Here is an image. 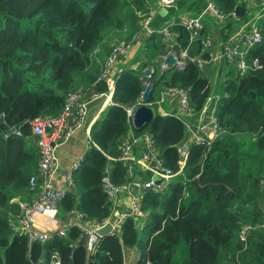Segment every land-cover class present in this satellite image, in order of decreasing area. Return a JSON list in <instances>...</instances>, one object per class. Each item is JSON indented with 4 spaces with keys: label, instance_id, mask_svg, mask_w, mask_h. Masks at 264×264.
<instances>
[{
    "label": "trees",
    "instance_id": "trees-1",
    "mask_svg": "<svg viewBox=\"0 0 264 264\" xmlns=\"http://www.w3.org/2000/svg\"><path fill=\"white\" fill-rule=\"evenodd\" d=\"M154 1L0 0V264L37 263L55 251L63 264H85L84 247L70 257V244L80 235L75 227L65 239L54 236L46 245L30 246L26 236H13L18 219L9 208L15 202L31 203L35 195L30 178L37 172L40 150L32 122L57 118L69 95L81 87L96 85L98 93L107 92L100 82L106 60L116 41L139 40L140 16ZM185 2L183 8L198 9ZM216 4L226 15L242 17L248 11L238 0ZM260 28L264 36V20ZM178 30L184 48L188 33ZM162 46V36L154 34L140 43V55L151 48L158 54ZM140 55L133 61H142L136 69L126 67L117 76L114 105L91 128V146L73 172L75 190L60 204L65 213L77 208L91 221L111 214L103 179L111 165L115 185L126 178V169L108 159L119 158L129 137L132 124L125 109L138 104L147 80L155 83L160 77V66ZM250 56L259 59L262 69L243 76L233 71L230 80L221 81L216 115L222 136L210 149L193 144L184 174L165 195L142 194V210L149 212L142 230L129 218L121 237L100 240L89 264H124V249L140 251L137 264H264V234L257 228L264 218V41ZM151 65L156 72L146 79L144 70ZM164 78L189 93L197 112L215 90L195 64ZM133 132L149 134L166 166L179 170L177 147L186 137L180 118L156 114L145 129ZM247 226L254 229L244 243L240 236Z\"/></svg>",
    "mask_w": 264,
    "mask_h": 264
},
{
    "label": "built area",
    "instance_id": "built-area-1",
    "mask_svg": "<svg viewBox=\"0 0 264 264\" xmlns=\"http://www.w3.org/2000/svg\"><path fill=\"white\" fill-rule=\"evenodd\" d=\"M179 1L181 0L149 2L146 12L140 17L142 33L149 37L154 34L161 35L167 44L168 55L176 56L178 68L184 70L188 65L195 64L201 72L206 73L207 66L218 65L222 70H231L242 76L262 69L259 59L252 58L250 55L264 41L260 28V24L264 20V0H239L240 2L247 1L249 7L253 9L248 17H240L236 13L226 15L218 8L216 0H205V7L199 14L172 17L166 27L158 32L154 31L155 18L159 14L161 15L162 10L166 11L164 16L166 18ZM208 14L213 15L217 23L224 26H227L231 20L239 24L238 31L227 43H222L217 53L213 51L216 48L214 40L210 36L204 35V19ZM179 28L188 33V42L184 48L180 47L177 41L181 36ZM171 29H176L177 34L173 35ZM134 43L135 39L131 42L116 43L106 60L100 82H105L108 88L107 92L98 93L96 85L91 89L77 90L69 95L64 110L57 118L38 119L32 122L34 136L38 138L36 144L40 150L37 172L30 178V189L35 195L33 203H20L23 216L18 218V224L15 226L24 231L30 246L35 243L46 245L51 242L54 236L65 239L68 237L71 228L75 227L80 235L70 244V257L75 258L76 250L79 247H84L86 248L85 264H89L91 257L98 250L100 240L104 238L98 235L99 231L107 225H111V232L108 235L121 237L123 226L129 218L135 219L136 222L141 218L146 219L147 216L145 217V212L142 210V194L151 192L156 195H165L174 179L184 174L191 146L195 144L210 149L224 133L216 115L221 95L212 93L203 109L197 113L196 120L200 126L199 129L192 131L188 138L184 139L177 147L179 170L173 171L168 168L163 159V152L157 148L153 139L147 135L136 136L133 132L135 113L138 108L143 106V94L146 88L153 83L147 80L144 83L145 88L138 104L125 109L132 128L129 137L122 144L119 158L108 157L112 163H120L126 169V178L121 185H115L109 176L112 165L106 170L107 176L103 179V185L108 201L112 204L110 216L103 221H91L86 219L85 215L77 208H74L68 213L66 212L69 217H72L67 220V228H63L56 217L61 211L62 200L75 188L73 172L79 167L80 162L76 163L71 170L62 172L58 150L84 128L90 105L93 102L101 97H106L107 104L109 106L114 105L112 99L117 77H115V67L121 59H126L129 56ZM177 46H179V50H176ZM148 69L150 68L145 69L144 73ZM152 98L153 100L148 107L154 114L163 110L168 102L179 98L180 111L187 117L195 115L196 110L191 106L189 93L183 89L170 87L165 92H160L155 88ZM171 115L165 114L164 116ZM90 146L89 141L88 148ZM60 177L67 187L57 186L56 181ZM122 193L127 194L132 200L129 203L131 213L127 212L125 202L123 205L119 204V195ZM261 211L264 215V203ZM44 215L54 217L50 221L52 230L43 231L35 226V219ZM47 222L46 220L45 223ZM251 228L254 229L247 226L241 233L242 242H247ZM257 228L261 229L264 234V218L262 224ZM123 253L125 263V249ZM32 264H63V260L59 252L55 251L49 257L42 258L37 263Z\"/></svg>",
    "mask_w": 264,
    "mask_h": 264
},
{
    "label": "crops",
    "instance_id": "crops-1",
    "mask_svg": "<svg viewBox=\"0 0 264 264\" xmlns=\"http://www.w3.org/2000/svg\"><path fill=\"white\" fill-rule=\"evenodd\" d=\"M187 1L194 2L198 9L196 10L195 8H190V9L187 10L186 8H183L182 5H181V2H185L183 4H186V3H188ZM247 1H242V2L239 1V5H245L248 8L246 16H242V17H248L250 15V13L252 12V10H253V9H251L249 7ZM180 7H182L185 12L180 14V15H177V12L180 10ZM204 7H205V0H202V1H200V0H194V1H192V0H181V1L178 2L176 7L173 10H171L170 15H167L166 18L164 17L165 14H161V15L159 14L155 18L154 23H153V30L156 31V32H158L159 30H162L172 20V17L199 14V12H201ZM232 21H233L232 25L228 24L227 26H224L222 24H218L217 23L218 27H213L212 29H208L207 26H206V23H205V33H204V35L205 36H210L212 38V40H214L216 48L213 51L215 53H217L219 51V47L222 45L223 42L227 43L230 40V38H232L234 36V34L238 31L239 24L236 23L234 20H232ZM174 30H176V29H174ZM147 38H149V36H147L144 33H142L139 36V40L138 41H140V43H144V41ZM178 39H177V41H178ZM162 41H163V38H162ZM173 42H174V45H175V39L173 40ZM178 44H179L180 47H182L181 44L179 43V41H178ZM179 46L176 47V50H179ZM162 47L163 48L159 52L160 56L154 61L158 65H161L163 63L164 59L168 56V54L165 51L164 46H162ZM121 60H123V64H120V62H118L116 67H115V77L118 76L120 73H122L126 69V67L132 66L133 68L136 69L139 66V64L142 62V61H139V62L133 63V61L130 59L129 56L126 59H121ZM147 68H154L155 69L154 65L148 66ZM213 72H214V74L216 73L215 77L212 74ZM160 73H161V71H160ZM203 74L210 78V83L212 84L213 88L215 89L213 91V93L221 95V93L219 91L221 90L222 82L223 81H228V79H231L232 77L230 75L233 74V71H231V70H222V68L219 67L218 65H210V66H207L206 73H203ZM116 79H117V77H116ZM213 79H214V83H212ZM163 81H164V85H165V82H168L165 78H163ZM165 87L167 89V88L172 87V85L169 83V86L165 85ZM84 89H85L84 87H81L79 90H84ZM179 101H180V99H178V101H177V99H173L172 101L168 102L164 106L163 110L159 111L156 114H160L162 116H164L165 114H174V115H177L179 117L184 118L179 113L180 112ZM108 106L109 105L107 104L106 97H101L100 99H98L95 102H93L90 105L88 118L86 120L84 128L81 131H79L78 133H76L75 136L73 138H71V140L69 142H67L65 145H63L58 150V157H59L60 164H61V167H62V172L64 170H71L76 163H79V162L81 163V161L83 159V156H84L86 150L88 149V143H89V140H90L91 128L94 125V123L99 119L101 113ZM176 106L178 107V112L177 113H170L169 109L171 107L176 109ZM195 112H197V111H195ZM193 117H191V118H193ZM188 118H190V117H188ZM194 120H196V118ZM146 135L150 136L149 134H146ZM187 138H188V135L186 136L185 139H187ZM56 183H57V186L67 187L65 185V183L62 181L61 177L57 179ZM74 190H72L71 192H73ZM31 199L34 200V196ZM31 203H33V201ZM31 203H29V204H31ZM145 217H146V215H145ZM53 219H54V217H50L49 215H44V216H41V217H37L35 219V221H34V224L40 230L49 231V230H52V228H53L51 226V224H50V221H52ZM46 220L48 221L47 223H45ZM146 221H147V217L144 220V223ZM17 222L13 223V224H15L13 226V230H14V235L13 236H18V235H24L25 236L24 231L20 227H18V226L15 227L17 225ZM141 230H142V228H141ZM131 257H132V255H131ZM131 257H129L127 255V252L125 250V260L126 261H130ZM42 258H46V255L44 254L41 257V259ZM124 264H128V262H125Z\"/></svg>",
    "mask_w": 264,
    "mask_h": 264
},
{
    "label": "rangeland",
    "instance_id": "rangeland-1",
    "mask_svg": "<svg viewBox=\"0 0 264 264\" xmlns=\"http://www.w3.org/2000/svg\"><path fill=\"white\" fill-rule=\"evenodd\" d=\"M184 12L185 11L183 10V8L180 7V10L177 12V15H180V14H182ZM204 21H205L206 26H207L208 29H212L213 27H218L217 26V20H216V18L214 16L210 15V14L206 15ZM139 25H140V22H139ZM170 31H171V33L173 35L174 34H177V32H178L177 30H174V29H171ZM116 42L118 44L121 41H116ZM162 43H163V46L165 48L166 53L168 54L167 44L164 42V40L162 41ZM139 47H140V41H135V43L133 44V47H132V49H131V51L129 53V57H130V59L132 61H137V59L139 58V55H140ZM152 51H153V48L150 49V52L148 54L147 53H141L140 57H142V58H145V57L146 58H149L152 62H154L160 56V53L157 54V53H154ZM119 62H120V64H123V60H120ZM212 74L215 77L216 73L214 74V72H213ZM212 83H214V79H213ZM156 90L157 91H160V92H165L166 91V87L164 85V81H162L160 84L157 85ZM176 99L178 101L179 98H176ZM179 109H180V107H179ZM169 112L170 113H177L178 112V107L176 106V109L173 108V107H171L169 109ZM179 113L184 117L181 121L183 122V124L185 126L186 136L187 135H190V133L192 131H196V130L199 129L200 126H198L199 125L198 124V121L197 120H194L197 117V113L198 112H195V115L193 114L194 115L193 118H191V117L188 118L187 115L185 116V114H183L181 111ZM172 115L175 116L174 114H172ZM131 201H132L131 198L127 194L122 193V194L119 195V204L120 205H123L124 202H125V206L127 207L126 210H127L128 213H131L130 205H129V203ZM144 215H146L147 218H148L149 212L148 211H145ZM71 217L72 216L69 217V215L67 213H65L63 211H60L57 214V217L56 218H57L58 221H60L61 226L63 228H67V226H68L67 220L68 219H71ZM144 220H145L144 218H141V219L138 220L137 225L139 226V229L142 228L143 223H144ZM125 250H126L127 255L129 257H131V255H132L131 260L130 261H126V262H128V264H137V262H138V260L140 258V251L137 250V249H132V250L125 249Z\"/></svg>",
    "mask_w": 264,
    "mask_h": 264
},
{
    "label": "water",
    "instance_id": "water-1",
    "mask_svg": "<svg viewBox=\"0 0 264 264\" xmlns=\"http://www.w3.org/2000/svg\"><path fill=\"white\" fill-rule=\"evenodd\" d=\"M166 11L162 10L161 14H165ZM143 41V40H142ZM160 66V77L156 80L155 83H151L145 90L144 94H143V106H141L140 108L137 109L135 116H134V120H133V124L136 130H143L145 129L153 120V118L155 117L154 112L148 107L150 105V103L152 102L153 98H152V94L155 91V88L157 87L158 84H160L163 81L164 76L173 70H183L178 68V60L176 58L175 55L170 54L168 55L163 63ZM155 69L154 68H150L148 70L145 71L144 73V77L145 78H152L154 76L155 73ZM166 86H169L168 82H165ZM156 179V178H155ZM78 195V194H76ZM9 212L10 215L14 218H20L21 216H23L22 213V209H21V204L19 202H15L13 204H11L10 208H9ZM111 225H107L104 229H102L101 231L98 232V235L100 237H105L106 235H108L111 232ZM85 244V242H84Z\"/></svg>",
    "mask_w": 264,
    "mask_h": 264
}]
</instances>
